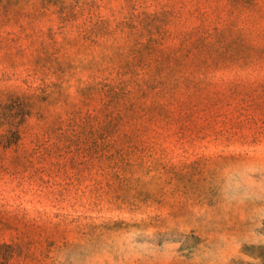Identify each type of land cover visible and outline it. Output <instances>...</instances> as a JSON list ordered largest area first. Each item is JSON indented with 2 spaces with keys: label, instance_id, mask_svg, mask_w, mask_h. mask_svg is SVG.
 Returning a JSON list of instances; mask_svg holds the SVG:
<instances>
[{
  "label": "rangeland",
  "instance_id": "obj_1",
  "mask_svg": "<svg viewBox=\"0 0 264 264\" xmlns=\"http://www.w3.org/2000/svg\"><path fill=\"white\" fill-rule=\"evenodd\" d=\"M0 264H264V0H0Z\"/></svg>",
  "mask_w": 264,
  "mask_h": 264
}]
</instances>
